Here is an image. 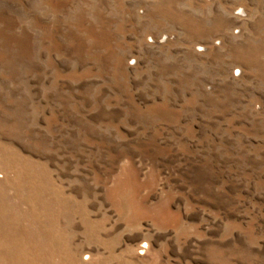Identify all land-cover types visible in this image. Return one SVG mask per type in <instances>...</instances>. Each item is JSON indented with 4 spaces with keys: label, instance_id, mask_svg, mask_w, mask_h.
<instances>
[{
    "label": "rangeland",
    "instance_id": "374dc122",
    "mask_svg": "<svg viewBox=\"0 0 264 264\" xmlns=\"http://www.w3.org/2000/svg\"><path fill=\"white\" fill-rule=\"evenodd\" d=\"M0 264H264V0H0Z\"/></svg>",
    "mask_w": 264,
    "mask_h": 264
}]
</instances>
